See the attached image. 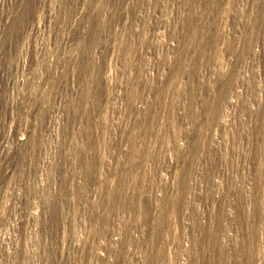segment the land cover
<instances>
[{"label":"rangeland","instance_id":"obj_1","mask_svg":"<svg viewBox=\"0 0 264 264\" xmlns=\"http://www.w3.org/2000/svg\"><path fill=\"white\" fill-rule=\"evenodd\" d=\"M155 143L210 150L182 195L213 212L194 200L204 220L176 238H264V0H0V264H43L55 223L105 222L102 171ZM248 198L257 223L224 218Z\"/></svg>","mask_w":264,"mask_h":264},{"label":"built area","instance_id":"obj_2","mask_svg":"<svg viewBox=\"0 0 264 264\" xmlns=\"http://www.w3.org/2000/svg\"><path fill=\"white\" fill-rule=\"evenodd\" d=\"M188 144L184 148L156 143L123 146L124 154L132 156L140 152L141 157L130 166L128 161L112 162L102 171L115 178L106 191L105 198L109 200L103 211L106 221L88 225L62 222L47 228L42 248L43 264H80V253L86 247L93 254L94 264H118V259L121 264H264V238H242L251 235L257 226L245 227L240 236L234 238L231 232L224 231L226 238L215 239L217 231L218 234L222 231L221 223L220 226L202 223L203 227L190 229L193 238H176L177 234L186 235L183 225L191 227L204 220L198 218L203 214L195 205L197 199L205 208L206 204H212L200 189L193 190L190 203L184 202L182 192L192 183L195 163L211 159L210 150L199 148L196 151L197 143H192L190 148ZM253 200L244 201L245 214L238 206L236 215L222 212L224 218L232 221L243 216V219L247 217L256 222L260 212L248 207ZM169 213L174 214L173 219L169 218ZM193 214L197 217L193 218ZM180 217L182 224L176 221ZM84 229L91 231L90 243L81 237ZM209 229L211 232L207 231ZM198 232L210 234L211 238H196ZM101 235L108 236V241ZM95 246L105 248L96 252L92 250ZM113 254L117 261H113Z\"/></svg>","mask_w":264,"mask_h":264}]
</instances>
